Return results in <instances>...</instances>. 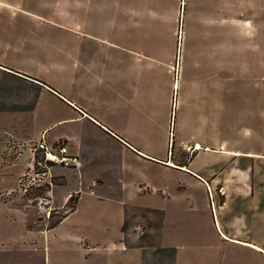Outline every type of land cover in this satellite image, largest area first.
I'll return each instance as SVG.
<instances>
[{"label": "crops", "instance_id": "crops-1", "mask_svg": "<svg viewBox=\"0 0 264 264\" xmlns=\"http://www.w3.org/2000/svg\"><path fill=\"white\" fill-rule=\"evenodd\" d=\"M0 53V175L11 177L0 192L32 172L31 144L43 134L83 162L80 172L52 165L51 185L20 195L25 215L0 217V264H28V254L36 264H232L233 246L264 253V75H40L20 68L5 44ZM167 83L168 125L164 109L157 114ZM205 109L210 120L191 125ZM183 153L188 165L176 160ZM33 206L36 217L27 215Z\"/></svg>", "mask_w": 264, "mask_h": 264}, {"label": "rangeland", "instance_id": "rangeland-1", "mask_svg": "<svg viewBox=\"0 0 264 264\" xmlns=\"http://www.w3.org/2000/svg\"><path fill=\"white\" fill-rule=\"evenodd\" d=\"M136 9L142 12L139 25L134 21ZM189 10L194 13L189 15ZM213 17L219 22L210 23L208 18ZM57 22H64L66 28ZM230 43L234 47L229 48ZM4 44L20 68L40 75H160L163 82L169 75L177 82L181 75H204L210 81L213 75H228L232 70L235 75H249V69L251 75H264V0H0V45ZM136 51L143 58L132 54ZM150 56H155L151 67ZM169 84L158 93L164 105L157 104V114L161 109L166 112V125L171 110ZM201 113L193 114L191 125L210 120V110ZM161 120H156V130ZM234 122L237 134L243 136L247 122L240 114ZM207 129L211 130L210 124ZM171 147L176 155L183 151L179 142ZM119 158L120 152L110 156V160ZM33 172L21 176L11 191L0 192V217L20 219L26 212L20 195L34 198L48 187L47 177L39 179ZM10 178L0 175V186ZM192 191L201 200L197 188ZM33 200L43 202L40 197ZM37 209H27V215L36 217ZM42 215L50 217V212L43 210ZM233 249L232 264H264V253L255 248L237 245ZM36 262V254H28L27 263Z\"/></svg>", "mask_w": 264, "mask_h": 264}, {"label": "built area", "instance_id": "built-area-1", "mask_svg": "<svg viewBox=\"0 0 264 264\" xmlns=\"http://www.w3.org/2000/svg\"><path fill=\"white\" fill-rule=\"evenodd\" d=\"M31 150L34 153L35 165L32 171L33 174L48 177V170L52 165H62L64 167H71L80 172L82 167V159L79 155H73L70 151V146L65 141H58L50 143L45 134H43L35 143L31 144ZM32 172H28L22 177H29ZM49 185L52 180L47 179Z\"/></svg>", "mask_w": 264, "mask_h": 264}, {"label": "trees", "instance_id": "trees-1", "mask_svg": "<svg viewBox=\"0 0 264 264\" xmlns=\"http://www.w3.org/2000/svg\"><path fill=\"white\" fill-rule=\"evenodd\" d=\"M190 159H191V157H189L187 154L185 155L183 153L182 155H180V158L179 159H176V160L178 161V164H180V165H188ZM74 200H75V197L73 195V196H71L70 201H69V207L71 209H74L75 208Z\"/></svg>", "mask_w": 264, "mask_h": 264}]
</instances>
